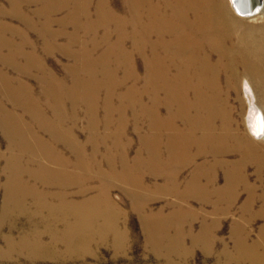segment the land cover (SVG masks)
<instances>
[{
  "label": "bare ground",
  "instance_id": "6f19581e",
  "mask_svg": "<svg viewBox=\"0 0 264 264\" xmlns=\"http://www.w3.org/2000/svg\"><path fill=\"white\" fill-rule=\"evenodd\" d=\"M123 1L124 14H118L111 0H8L10 7L0 6V61L4 67L26 74L28 68L39 67L43 97L53 109L51 115L45 113L42 102L30 88L17 84L0 69V126L9 143V154L0 149V164L2 160L5 162L1 165L2 172L7 176L4 217L13 214L12 209L21 214L31 204L35 207V211L29 213L31 217H43L48 227L50 223L53 226L52 220L63 226L57 229L50 244L43 242L41 231L40 234L31 230L24 233L27 235L18 247L35 248L28 253L32 257L45 256L38 253L49 250V246L56 247L62 240L67 244V238H80L86 243L92 231H98L101 236L125 238L126 233L120 231L115 221L117 209L109 194L111 180L134 186L137 191L138 188L148 191L152 187L145 183L147 175L154 180L163 178L165 186L157 190L216 207L225 203L228 209L238 202L242 188L247 194L242 207L247 220L251 223L264 217L263 211H252L259 200L264 202V187L250 183L246 172L254 165L260 175L263 173L264 143H255L239 133L234 117L236 108L231 103V93L239 95L240 82L244 79V89L251 103L254 94L257 104L264 106V25L239 23L223 0ZM239 1L232 0L239 15L251 19L262 13L264 16V2L251 14L243 12L244 0ZM33 3H40L42 7L31 14ZM65 10H70L66 19H54L55 13ZM37 16L40 19L36 21ZM8 17L18 19L24 28L8 23ZM55 22H60L64 29L51 30ZM68 26L74 27L70 35L65 30ZM29 30L39 32L45 39L46 53L56 47L54 44L61 35H68V46L80 45L79 50L70 53L76 62L71 70V88L48 71L43 60L36 58V53L26 50L28 46L35 47L29 39ZM7 33L12 39L5 38ZM16 38L21 42L17 44ZM5 49L9 50L7 54H4ZM138 58L143 63V75L138 69ZM22 60L26 61L27 69L19 65ZM8 102L16 108L22 107L23 113H15ZM78 106L86 107L91 113V127H88L92 135L90 133L88 138L98 145H107L102 162L98 161L101 147L96 146L94 154L87 156L86 146L79 143L75 131L69 127L68 121L75 117L71 116L70 108L76 112ZM100 109L107 113L104 127L108 132L104 136L93 132L95 125V130L100 125L99 118L94 116ZM129 110L134 113L142 145L132 161L128 119L120 115V127L111 126L114 113ZM259 116H253L251 126L258 141H263L258 135L264 125L259 122ZM141 122L147 124L148 131L144 134L139 131ZM45 134L52 139L46 140ZM60 143L76 153V169L83 168L89 173L96 163L102 177L96 198L80 202L69 199L68 187L79 184L82 189L78 194H85L90 190L86 184L91 178L87 174L77 176L67 172L73 161L57 152L55 144ZM232 154H237L239 160L230 161L228 156ZM47 161L60 165L62 170L50 168L44 163ZM104 163L108 169H103ZM189 167L193 172L183 185L180 175ZM220 173L226 181L222 187L218 186ZM56 186L61 188L57 192L52 189ZM135 190L130 193L133 205L143 202L145 209L151 200ZM149 216H142L148 239L168 236L163 228L151 226L149 218L159 222L162 215ZM177 217L174 214L165 220L172 222ZM62 233L61 239L58 236ZM261 234L262 241H251L244 232L238 234L237 254L226 252L225 264H264V228Z\"/></svg>",
  "mask_w": 264,
  "mask_h": 264
},
{
  "label": "rangeland",
  "instance_id": "374dc122",
  "mask_svg": "<svg viewBox=\"0 0 264 264\" xmlns=\"http://www.w3.org/2000/svg\"><path fill=\"white\" fill-rule=\"evenodd\" d=\"M111 1L118 14H124L125 3L123 0H111ZM223 3L225 6L228 7V9H230L232 17H234L235 20L238 21L239 23H245L248 25H256V26L264 25L263 13L257 17H253L252 19L244 18L243 16L235 12V9L232 5V0H223ZM0 6H3L5 8L10 7L8 0H0ZM41 7L42 4L33 3L30 6V10L32 11V12L30 11V13L33 14L34 13L33 11L36 12ZM69 12L70 10L60 11L55 13L53 17L55 20L66 19L65 17L68 16ZM39 19L40 18L38 16L35 17L36 21ZM7 21L8 23H10L11 25L17 28L18 27L22 29L24 28L21 22L15 17H8ZM73 28H74L73 26L66 27L65 30L68 31V35L73 33L74 30ZM63 29L64 28L62 27L60 22H55L51 26V30L53 31L60 32ZM35 32H36L35 30L32 31L29 30V34H28L30 41L32 42V44L35 45V47L28 46L26 50L28 52L32 51L36 53L37 55L36 58L43 60L42 63L44 67L48 71H51L56 77H58V79L62 80L67 88H71L73 85L71 70L74 69V65L76 62L74 58H71L70 53L74 51V49L79 50L80 45H76L74 46V48H72V46H68L69 44L68 35L66 36L61 35L54 44L56 47L53 48L51 52L46 53L45 50L46 47L44 45L45 39L39 34V32L36 33ZM4 36L6 39H12V35L10 33L5 34ZM80 36L83 37V34L81 33ZM15 41L18 44L21 42V39L16 38ZM63 44L66 45L64 46ZM130 46L131 44L128 43V47ZM8 51L9 50L5 49L4 54H7ZM137 63H139L138 64L139 72L140 74L143 75L145 71L143 70L144 68H143L142 60L138 58ZM19 65L20 66L22 65L21 66L22 69L23 68L27 69V63L25 60H22ZM0 69H4L11 77V79L17 84L24 86V88H30V90L33 91V94L36 95V97L37 96L39 97L40 102H42V106H43L42 110L44 112L46 111L45 113H48V115H51L53 113V109L50 108L49 103H47L45 101V98L43 97L44 87L40 80L42 78L41 77L42 73L39 71L40 69L39 67L37 68V66H34L33 68H28L26 74V73H21L20 71L12 67H6V66L4 67L3 63L0 61ZM119 75L122 77V73H120ZM244 82H245L244 79H241L240 84L242 86L241 85L240 86L243 89L241 88L239 95H237L234 92L231 93L232 95L231 103L236 108L234 110V117H236L237 119L239 131H240L239 133L244 134L246 137H248L255 143H264V140L258 141L259 138H257L258 136L251 126L253 123L252 120L254 119L253 116H256L257 118V116L259 115H261L259 116V119L260 118L261 119L260 120L257 119V120H259V122L261 121L262 125L264 124V106L262 105L259 106L257 104L256 97H254L255 96L254 94L251 97L253 101L251 103L250 98L248 97V95H246L247 93L245 90L246 87H244ZM1 85L2 84L0 83V86ZM8 103L10 109H13L15 113H17L18 115L19 114L21 115L23 113L22 107L16 108L14 107L13 103L11 102ZM255 106L256 107L259 106L258 109L254 108ZM70 110L69 111L71 116L75 115V117L73 116L72 121L69 120L71 123L73 122V124H71L68 121L69 127L73 128V130L75 131V135L79 143H82L83 145L86 146L87 156H92L94 154L96 146L101 147L100 148L101 155L99 156L98 161L100 160L99 162H102L103 161L102 155L104 154L107 145L105 143H100L98 145L96 141L89 139L90 136L92 135V132L90 131L89 128L91 127V123H90L91 113L84 106H78L76 112L73 111V109L71 108ZM125 112L126 113H121V114L117 112L114 113V117H113L114 123L111 126L114 129H117L116 126L120 127V123H122L120 122L121 121L120 115H122L124 119L125 118L128 119L127 136L130 140H132V144L129 151V158L130 161H132L138 155L140 149L142 148L141 147L142 145L140 144V134L138 133L136 129L135 121L133 120L134 113L131 110H129V112L128 111ZM106 114L107 113L106 111L104 112V109L103 110L100 109L97 113L96 112L94 113V116L97 115V119L99 118L98 120L100 121L99 128L97 127L98 129L95 130L96 129V125H95V129H94L95 131L93 130L95 134L97 133L99 135L101 134L100 136H104L108 132L106 130L107 128L104 127L105 126L104 122H106L105 118L107 116ZM26 119L27 121L30 120L29 118ZM116 120H118L119 122ZM140 125L141 126L139 131L143 134L146 133L148 131L146 122L145 123L141 122ZM258 125L256 124L255 126L258 127ZM258 135H261L262 136L261 139H264V125L262 132ZM44 138L46 140L52 139L49 135L46 134L44 135ZM8 145H9L8 140L6 139L4 131L0 126V149L2 153L9 154ZM65 146L68 145H66L65 143L63 144L60 143V145L55 144L57 152L61 153L63 157H65L67 160L70 159L71 162L73 161V165L68 168L67 172L74 173L77 176L87 174L88 177L91 178L88 180V183L86 184V187L88 186V189L90 190H88V192H86L85 194L82 195H80V193L78 194V192H80L79 190L82 189V186L79 184L76 185L73 184L70 187H68L67 189L70 188V190L69 191L67 190L66 192L69 194L68 195L69 199L70 200L77 199L80 202L82 200L85 201L90 198H96V196L100 191L99 187L101 186L100 182L102 180L101 179L102 177L99 173L100 172L99 168L96 167V163H95L94 169H92L89 173H87V171H84L85 169L83 168L76 169L74 166H76V163L78 162L76 161L78 160L77 155L74 151H72V149L69 146L68 148ZM228 159L230 161L233 160L235 162L237 161V159L239 160V157L237 156V154H232L228 156ZM44 163L48 165L50 168L56 170L58 169V171L62 170V167H60V165L54 162L52 163L50 161H47ZM4 164L5 162L2 160L0 167L1 165L3 166ZM2 169L3 167L0 168V181H1L0 188L3 187L0 189V264H225L226 263L225 258L228 254L231 253V255L234 256L237 254L236 242L239 240V236H237L238 234H242L244 232L246 235L249 236V239L251 241H262L261 230L264 228V217L261 216L259 218H256L251 223L247 220L248 217L246 216V214H244L242 209L243 204L247 199V194L242 188L239 189L240 197L238 202L236 201L237 203L235 202L234 203L235 205L231 206L228 209L225 203L222 204V206L220 205L219 207H216L213 204L210 203L206 204L205 202H201L200 200L198 201V199L190 198L189 200L187 199L183 200V198L177 195L168 194L166 192H162V190L161 191L157 190L156 189L157 187L165 186L166 181L163 178L154 180L150 175H147L145 179V183L146 185L148 184L147 186L152 187V188L149 187L148 191L147 190L143 191V189H139V188L137 191L135 190L137 188L134 186L128 185L119 180H111V188L109 190V194L111 197V201H113V204H115L116 206L115 208L117 209L116 210L117 214L115 215V221L117 220L120 231L126 233L125 238L124 237L115 238L112 235L101 236V234L98 231L95 232L92 231L91 232L92 235L89 236L88 241L86 243L83 242L84 240L80 238L79 240L78 239L71 240L67 238L68 241L67 244L62 240L63 242L60 241L56 245V247L49 246V250L44 249V251L38 253V254H44L45 256L41 255L40 257L39 256L32 257L30 254L28 255V253L32 252L33 249L35 248L33 249L24 248L26 249L24 250L18 247V244L21 243L22 238H24V236L27 235L24 233L30 232V230L31 232L36 231L38 233L41 231V236L43 235L41 239H43V242H45V244H50L49 242L54 239L55 234L58 231L57 229L59 227L63 229V226L62 224L55 223L52 220L51 222H53V226L52 223H50L48 227L47 226L48 223L43 217L36 215H33V217H31L30 216L31 212L35 211V207L32 206L31 204H30L31 206L29 204L27 205L25 209L26 211L28 210L27 212L24 211L21 214H17L18 212L16 211L14 212V209H12L10 211H12L14 215L10 213L8 218H5L3 206L5 203V182L7 181V176L3 174ZM103 169H108L105 163L103 165ZM192 172H193L192 167H189L184 170L182 175H180L181 176L180 182L183 181V185H185L186 182L190 180ZM246 172L248 174V177L250 178L249 181L251 180L250 183L252 184L254 183L260 185L261 187H264V181H263L264 171L260 175L256 167L254 165L253 166L250 165ZM225 184L226 181L224 178V174L220 173L218 186L221 185L219 187H222ZM155 185L156 187H154ZM183 185L182 188H185ZM52 189L53 191L57 192L61 188L56 186V188L53 187ZM133 190H135V192H140L145 194L146 198L151 200L150 201L151 203L149 202L150 204L148 203L145 209L142 207L143 205L142 201H141L142 203L137 204V206L135 205L136 207L133 205L134 200L132 199V196L130 194L133 192ZM54 202L57 203L58 201L54 200ZM252 211L253 212L263 211L264 214V202L259 200L253 207ZM23 214H26V216H24ZM158 214L162 215L164 219L162 218L161 220H159V222H157L156 220H152V218H149L151 219L150 222L153 223L151 224V226H153L154 228H158L160 230H162L163 228V231L167 232L165 235L168 236H163L161 234L162 238L160 236V238L157 239L156 236L153 238L152 241H150L148 239V236L146 235V232H144L145 229H144V222L142 216L152 217ZM174 214L178 216L177 220L175 219L172 222H167V220H165L169 218V216H172ZM45 215L47 216L48 213L46 212ZM38 223L41 224L39 225ZM55 224H58L59 226ZM240 226L242 227L243 230L241 229ZM63 231L64 230H62V232ZM62 235H64V233L60 234L58 237L62 239ZM81 242L82 244H80ZM11 245L14 246V248L11 247ZM10 249L12 250L14 249V250L12 251ZM78 249L79 252H77ZM45 252L48 253L46 254ZM29 257L31 258L29 259Z\"/></svg>",
  "mask_w": 264,
  "mask_h": 264
},
{
  "label": "water",
  "instance_id": "95a60500",
  "mask_svg": "<svg viewBox=\"0 0 264 264\" xmlns=\"http://www.w3.org/2000/svg\"><path fill=\"white\" fill-rule=\"evenodd\" d=\"M240 2L239 0H235ZM263 4V0H244L242 9L245 13L253 14L256 8H259Z\"/></svg>",
  "mask_w": 264,
  "mask_h": 264
}]
</instances>
